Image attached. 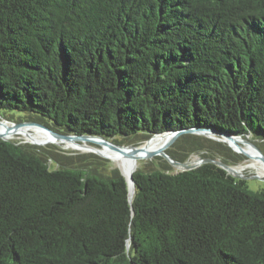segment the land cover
<instances>
[{"label": "trees", "instance_id": "obj_1", "mask_svg": "<svg viewBox=\"0 0 264 264\" xmlns=\"http://www.w3.org/2000/svg\"><path fill=\"white\" fill-rule=\"evenodd\" d=\"M15 110L122 143L264 139V0H0V115ZM169 152L240 159L196 134ZM160 159L130 200L98 154L0 138V264H264V182Z\"/></svg>", "mask_w": 264, "mask_h": 264}, {"label": "water", "instance_id": "obj_2", "mask_svg": "<svg viewBox=\"0 0 264 264\" xmlns=\"http://www.w3.org/2000/svg\"><path fill=\"white\" fill-rule=\"evenodd\" d=\"M0 125H2L4 128L0 129V138L4 140H12L8 138V134L16 132V130L20 129L23 126H36L40 127L47 132H49L53 138L59 142H75L77 144H80L81 142L89 141L90 144H97L101 146H108L111 149H114L121 153L122 155H125L127 157L132 158L133 164L136 167L134 172L138 169V164L140 160L145 159H153L156 156L163 157L166 159L169 164L174 168L175 172L180 171H187L195 169L202 164L205 163H214L217 166L223 168L230 176L238 179L243 180H250L252 178L259 179L264 182V174H260L257 169L253 168L254 171H249L248 169H251L250 165L248 163H233V162H226L221 157H214V156H196L195 158H191L190 156L184 160H178L174 158L170 152L169 149L174 145V143L177 141V139L184 135V134H196V135H202L207 138L212 139L213 141L216 140V142H221L223 144H227L232 151L239 156V160H244L252 158L249 154H247L244 151L243 146H251L257 153L254 154L253 157L260 159L264 164V152L260 148V145L258 141L264 142V139L252 136L251 134L247 133L245 135L242 134H235L232 132H225L221 131L217 128H211V127H199V126H193L190 128H182L177 130H168L164 132H158L153 134L148 139H144L139 142L146 143L148 140L152 139L154 136L157 135H166L167 139L164 142V144L156 149L153 150H147L145 147L138 145V143H122L118 141H114L112 139H108L103 136L94 135V134H72V133H65V132H59L57 130H54L47 124H45L42 121L30 119V118H21V119H15L13 116L9 115H0ZM25 141H28L35 145H43L46 144V142H37V141H30L27 139H24ZM49 143V142H48ZM83 148L96 153L100 156H103L105 158L110 157L104 155L100 149L94 145L90 146H84L82 144ZM112 160V159H111ZM239 163V164H238ZM238 167L241 168L238 169ZM120 168V171L122 175L125 177L127 184H128V190H129V197L130 200H132L136 186H135V179H134V172L130 173L129 176H127L123 170Z\"/></svg>", "mask_w": 264, "mask_h": 264}, {"label": "bare ground", "instance_id": "obj_3", "mask_svg": "<svg viewBox=\"0 0 264 264\" xmlns=\"http://www.w3.org/2000/svg\"><path fill=\"white\" fill-rule=\"evenodd\" d=\"M4 127L2 125H0V129L2 130ZM8 138L10 139H14L16 137H24L27 140L30 141H37V142H51L52 140H54L55 142H59L57 140H55L53 138V136L47 132L46 130L40 128V127H36V126H23L20 129L16 130V132L10 133L7 135ZM154 137H158V138H154ZM152 139L148 140L146 143L142 144L141 146L145 147L147 150H153L156 149L160 146H162L164 144V142L167 139L166 135H157L154 136ZM72 142V141H70ZM86 144H84V146H90L92 144H90L89 141L85 142ZM97 145V144H96ZM79 146H82V144H79ZM96 147H101L102 150L100 149V151L110 157L108 154H106L107 152H111L112 153V158L123 170V172L129 176L130 173L134 172V170L136 169V167L133 164L132 158L127 157L125 155H122L121 153H119L118 151L109 148L108 146H101V145H97ZM244 151L249 154L250 156H252V158H250V160L247 162L251 168H255L258 170V172L260 174H264V164L260 159H257L254 156L255 153H257L251 146H243ZM106 152V153H104ZM238 169L241 170L240 167H238Z\"/></svg>", "mask_w": 264, "mask_h": 264}, {"label": "rangeland", "instance_id": "obj_4", "mask_svg": "<svg viewBox=\"0 0 264 264\" xmlns=\"http://www.w3.org/2000/svg\"><path fill=\"white\" fill-rule=\"evenodd\" d=\"M10 114L15 118V119H21V118H27L28 117V115L29 114H26L25 112H20V111H17V110H15V111H13V112H10ZM137 138H138V136H136V137H134V138H132L131 140L130 139H127V140H125V139H122L121 137L119 138H117V139H120L121 141H124V142H126V143H128V142H132V143H134L135 144V142L137 141ZM25 138L24 137H16V138H14V139H12V140H16V141H21V142H25V143H30V142H28V141H25L24 140ZM214 141H216V140H214ZM79 143L80 144H86L85 142H80L79 141ZM136 143H138V145H141L142 143H144V142H136ZM258 143H259V145H260V148L262 149V151L264 152V142H262V141H258ZM49 145H54V146H56V147H59V148H61V149H64V150H68V151H73V152H76V153H93V152H91V151H89V150H87V149H85V148H83V146H79V144H77V143H75V142H55L54 140H52L51 142H47L46 144H43V145H41V146H46V147H48ZM92 145H94V146H97V145H95V144H92ZM99 149H101L102 150V148L101 147H99ZM104 153H106V152H104ZM214 153V152H213ZM96 154V153H95ZM106 154H108L111 158H112V153L111 152H107ZM215 154H217V153H215ZM199 155H201V153H194V154H191L190 155V157L191 158H195L196 156H199ZM220 154H218L217 155V157L219 156ZM221 156V155H220ZM219 156V157H220ZM103 157V156H102ZM105 158V157H104ZM106 159H108L109 161H110V163H111V165L113 166V167H117V168H119L120 166L112 159H109V158H106ZM235 159H233L232 158V161L231 162H233V163H237V162H239V163H247L250 159H244V160H236V161H234ZM163 162V160L162 159H160V157L159 156H156V157H154L153 159H145V160H140V162H139V164H138V168L139 167H146V168H148V167H152V166H159L160 165V163H162ZM238 163V164H239ZM120 169V168H119ZM249 171H254V169L253 168H251V169H248ZM262 181L261 180H259V179H255V178H252V179H250L249 181H248V185L250 186V188L251 189H257V188H259L260 186H262Z\"/></svg>", "mask_w": 264, "mask_h": 264}]
</instances>
